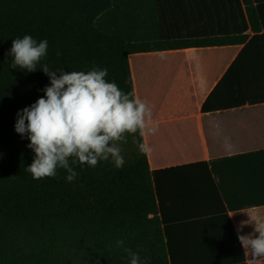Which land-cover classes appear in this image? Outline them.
I'll return each mask as SVG.
<instances>
[{
	"label": "trees",
	"instance_id": "trees-1",
	"mask_svg": "<svg viewBox=\"0 0 264 264\" xmlns=\"http://www.w3.org/2000/svg\"><path fill=\"white\" fill-rule=\"evenodd\" d=\"M25 34L48 41L35 72L10 66L12 40ZM224 45L243 48L204 108L264 102V0H0V264H129L117 239L149 264H177L198 234H171L165 170L150 169L133 135L122 168L109 158L73 165L72 182L64 169L37 180L16 114L45 95V63L57 75L107 68L108 81L135 94L131 54Z\"/></svg>",
	"mask_w": 264,
	"mask_h": 264
},
{
	"label": "crops",
	"instance_id": "crops-1",
	"mask_svg": "<svg viewBox=\"0 0 264 264\" xmlns=\"http://www.w3.org/2000/svg\"><path fill=\"white\" fill-rule=\"evenodd\" d=\"M242 48L129 57L135 94L147 101L158 126L143 138L152 149L150 169L165 170L158 181L167 215L175 220L171 234H198L189 251L179 248L185 255L177 264H246L237 227L249 214L264 217V102L204 108ZM253 225L242 233L253 232Z\"/></svg>",
	"mask_w": 264,
	"mask_h": 264
},
{
	"label": "clouds",
	"instance_id": "clouds-1",
	"mask_svg": "<svg viewBox=\"0 0 264 264\" xmlns=\"http://www.w3.org/2000/svg\"><path fill=\"white\" fill-rule=\"evenodd\" d=\"M47 49V39L37 41L28 34L16 37L8 53L13 58L10 66L35 72L47 56ZM39 68L49 77L50 84L42 89L44 96L18 110L14 126L22 138L27 137L30 141L27 147L35 154L25 168L34 179L55 178L58 169H64L65 179L72 182L78 176L73 165L95 167L109 158L116 168H122L125 159L121 144L127 142V135H133L141 154L152 151L147 142L135 139L137 133L143 138L157 131L152 108L134 93H125L116 82L108 81L107 68L93 66L86 72H65L60 68L59 75L46 63ZM249 217L238 225V239L246 264H261L264 217L251 214ZM245 225H253V232L243 234ZM124 245L123 239H117L116 246L123 248L129 264H149V258L142 259L139 250Z\"/></svg>",
	"mask_w": 264,
	"mask_h": 264
},
{
	"label": "rangeland",
	"instance_id": "rangeland-1",
	"mask_svg": "<svg viewBox=\"0 0 264 264\" xmlns=\"http://www.w3.org/2000/svg\"><path fill=\"white\" fill-rule=\"evenodd\" d=\"M128 150H130L129 147H123L122 148V155H128L129 153L126 152Z\"/></svg>",
	"mask_w": 264,
	"mask_h": 264
}]
</instances>
